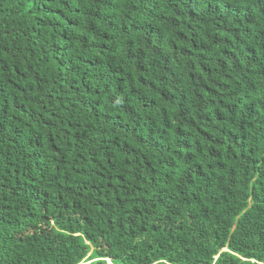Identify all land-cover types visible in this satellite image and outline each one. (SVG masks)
Wrapping results in <instances>:
<instances>
[{
    "label": "trees",
    "instance_id": "trees-1",
    "mask_svg": "<svg viewBox=\"0 0 264 264\" xmlns=\"http://www.w3.org/2000/svg\"><path fill=\"white\" fill-rule=\"evenodd\" d=\"M264 264V0H0V264Z\"/></svg>",
    "mask_w": 264,
    "mask_h": 264
},
{
    "label": "rangeland",
    "instance_id": "rangeland-1",
    "mask_svg": "<svg viewBox=\"0 0 264 264\" xmlns=\"http://www.w3.org/2000/svg\"><path fill=\"white\" fill-rule=\"evenodd\" d=\"M107 264H110V263H109V260H107Z\"/></svg>",
    "mask_w": 264,
    "mask_h": 264
},
{
    "label": "built area",
    "instance_id": "built-area-1",
    "mask_svg": "<svg viewBox=\"0 0 264 264\" xmlns=\"http://www.w3.org/2000/svg\"><path fill=\"white\" fill-rule=\"evenodd\" d=\"M109 263H110V261H109Z\"/></svg>",
    "mask_w": 264,
    "mask_h": 264
}]
</instances>
